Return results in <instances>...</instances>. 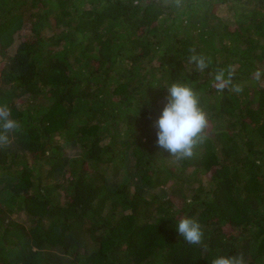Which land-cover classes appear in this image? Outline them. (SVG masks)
<instances>
[{
    "label": "trees",
    "instance_id": "trees-1",
    "mask_svg": "<svg viewBox=\"0 0 264 264\" xmlns=\"http://www.w3.org/2000/svg\"><path fill=\"white\" fill-rule=\"evenodd\" d=\"M174 82L208 118L179 162ZM0 105V264H264V0H0Z\"/></svg>",
    "mask_w": 264,
    "mask_h": 264
},
{
    "label": "clouds",
    "instance_id": "clouds-1",
    "mask_svg": "<svg viewBox=\"0 0 264 264\" xmlns=\"http://www.w3.org/2000/svg\"><path fill=\"white\" fill-rule=\"evenodd\" d=\"M190 62L195 63L198 70L208 67V61L203 56L193 55ZM223 89L227 81L221 70L215 77ZM239 91V88L236 89ZM166 103L155 122L156 146L170 153L175 162L190 159L195 155L197 147L203 143L202 135L208 126V118L199 107L198 98L193 89L185 84L174 82L166 88ZM20 127L18 121L11 118V111L6 105H0V147L7 145L8 133ZM177 233L185 242L200 245L204 232L200 222L191 217L179 220ZM212 264H245L243 255L218 256Z\"/></svg>",
    "mask_w": 264,
    "mask_h": 264
}]
</instances>
